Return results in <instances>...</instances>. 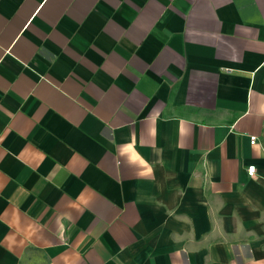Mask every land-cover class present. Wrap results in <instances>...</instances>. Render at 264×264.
<instances>
[{
    "label": "crops",
    "instance_id": "0c3cea01",
    "mask_svg": "<svg viewBox=\"0 0 264 264\" xmlns=\"http://www.w3.org/2000/svg\"><path fill=\"white\" fill-rule=\"evenodd\" d=\"M0 264H264V0H0Z\"/></svg>",
    "mask_w": 264,
    "mask_h": 264
},
{
    "label": "built area",
    "instance_id": "2783aa9c",
    "mask_svg": "<svg viewBox=\"0 0 264 264\" xmlns=\"http://www.w3.org/2000/svg\"><path fill=\"white\" fill-rule=\"evenodd\" d=\"M255 141H256V139H255L254 136H249V137H248V144H249L250 146L254 145V144H255ZM253 174H254V168H253L252 166L247 167V169H246V175H247L248 177H252Z\"/></svg>",
    "mask_w": 264,
    "mask_h": 264
}]
</instances>
